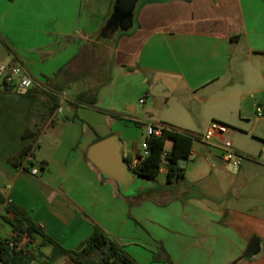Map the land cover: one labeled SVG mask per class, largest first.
I'll list each match as a JSON object with an SVG mask.
<instances>
[{
  "label": "crops",
  "instance_id": "1",
  "mask_svg": "<svg viewBox=\"0 0 264 264\" xmlns=\"http://www.w3.org/2000/svg\"><path fill=\"white\" fill-rule=\"evenodd\" d=\"M109 3L0 0V64H20L37 84L24 92L0 82V237L12 234L3 219L11 203L63 250L98 226L135 264L165 256L264 264V115L255 114L264 102V0H143L135 30L111 45L96 41ZM91 42L112 55L96 108L75 104L81 83L55 93L48 81ZM211 121L229 127L224 137L245 157L239 168L224 160L221 138L196 139L182 181L168 184L161 168L164 183L134 178L119 191L87 155L113 136L133 168L147 125L201 134ZM254 237L255 252L244 256Z\"/></svg>",
  "mask_w": 264,
  "mask_h": 264
},
{
  "label": "trees",
  "instance_id": "2",
  "mask_svg": "<svg viewBox=\"0 0 264 264\" xmlns=\"http://www.w3.org/2000/svg\"><path fill=\"white\" fill-rule=\"evenodd\" d=\"M113 2L114 0H110V9ZM102 48L101 45L93 42L84 45L54 74V81L48 80L49 88L55 93H62L65 85L79 82L83 88L74 97L75 104L96 108L98 89L109 81L112 63V55L104 53ZM58 79H63L64 83L60 84ZM163 125L168 129H164L160 135L147 138L148 155L132 168L136 179L154 182L161 168L166 171L168 184L184 179L179 161L182 158L188 159L193 142L199 133H189L168 124ZM167 140L171 141L169 150L165 149ZM118 189L121 190L120 187ZM5 213L12 215L11 219L3 217L11 227L12 234L9 237H0V263L30 264L39 261L42 264H53L60 258L68 256L75 264H135L120 244L98 226H94L91 235L77 248L63 250L53 244L42 228L36 225L21 208L9 203L5 207ZM23 237L26 241L20 243ZM47 245H52L48 255L42 251ZM163 260L165 264H172L168 256Z\"/></svg>",
  "mask_w": 264,
  "mask_h": 264
},
{
  "label": "water",
  "instance_id": "3",
  "mask_svg": "<svg viewBox=\"0 0 264 264\" xmlns=\"http://www.w3.org/2000/svg\"><path fill=\"white\" fill-rule=\"evenodd\" d=\"M138 0H114L111 13L101 28L96 41L109 44L114 33H126L133 27L135 6ZM120 144L113 136L102 139L91 145L88 150V158L101 173L108 179L115 181L122 191L133 183L136 178L132 168L126 164L120 155ZM186 159H180L179 167L184 169ZM257 238H252L244 256L255 252ZM235 264V263H232Z\"/></svg>",
  "mask_w": 264,
  "mask_h": 264
},
{
  "label": "built area",
  "instance_id": "4",
  "mask_svg": "<svg viewBox=\"0 0 264 264\" xmlns=\"http://www.w3.org/2000/svg\"><path fill=\"white\" fill-rule=\"evenodd\" d=\"M0 79L3 85H13L21 91L26 92L27 90L36 86L35 80L24 71L22 66L17 63H1L0 64ZM143 103V100H140ZM60 111V110H59ZM255 114L257 116L264 115V102L258 104L255 107ZM164 129H168L163 124H150L146 127V136L149 138L153 135H160ZM229 127L218 121H211L208 128L201 134L196 136V139H201L204 142H208L213 138H221V152L224 160L233 168L237 169L242 164L244 156L236 152L231 142L224 136L227 134ZM148 155V145L145 140L140 146V154L138 156V162ZM260 158L264 159V146L259 155ZM39 170L33 167L30 171L31 175L38 174ZM26 241L23 237L20 243Z\"/></svg>",
  "mask_w": 264,
  "mask_h": 264
},
{
  "label": "rangeland",
  "instance_id": "5",
  "mask_svg": "<svg viewBox=\"0 0 264 264\" xmlns=\"http://www.w3.org/2000/svg\"><path fill=\"white\" fill-rule=\"evenodd\" d=\"M142 2H143V0H138L137 1L134 12H136L137 8L141 5ZM135 28H136V26L134 25V27L131 30V32H133L135 30ZM125 34H127V33H119V32L114 33V35L112 36L111 42L108 45H111L112 43H115V41L120 40V38H123V36H125ZM0 59H1V57H0ZM0 82H1V79H0ZM157 181H158L159 184L164 183L165 177H164V173L163 172H162L161 175H159V177L157 178ZM137 185H138V188H140L142 186L139 183Z\"/></svg>",
  "mask_w": 264,
  "mask_h": 264
}]
</instances>
